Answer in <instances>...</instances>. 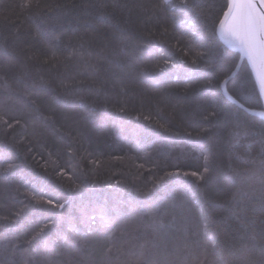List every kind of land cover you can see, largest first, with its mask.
Wrapping results in <instances>:
<instances>
[{
    "label": "trees",
    "instance_id": "16d2710c",
    "mask_svg": "<svg viewBox=\"0 0 264 264\" xmlns=\"http://www.w3.org/2000/svg\"><path fill=\"white\" fill-rule=\"evenodd\" d=\"M65 2L0 0V264H264L263 105L245 61L230 77L227 0L195 26Z\"/></svg>",
    "mask_w": 264,
    "mask_h": 264
},
{
    "label": "snow or ice",
    "instance_id": "6c2138e0",
    "mask_svg": "<svg viewBox=\"0 0 264 264\" xmlns=\"http://www.w3.org/2000/svg\"><path fill=\"white\" fill-rule=\"evenodd\" d=\"M32 2L33 0H25L24 6L31 7ZM36 4L39 6V0H36ZM109 6L113 11L127 9L128 12H131L134 8L144 9L143 4L138 3L137 0H127V3H121V0H110V4L104 0H82L79 4L75 3L74 0H66L65 3L56 4L55 8L63 9L64 14L67 15L73 9H81L86 13L89 8L104 9ZM151 8L161 11L171 10L174 17L187 16V22L191 26L199 23L204 16V12L196 0H159V3L153 4ZM224 8L226 10L223 11L217 29L219 35L229 47L237 49L242 56L247 57L249 63L257 71L261 88L264 89V0H228ZM202 55L203 53H197V59H193L192 63H197ZM120 111H123V108ZM207 159L206 156L205 160L207 161ZM208 170L207 167L204 169L205 172ZM192 175H196V173H192ZM250 179H252L251 175L243 177L241 183ZM58 207L63 208L64 205L60 204Z\"/></svg>",
    "mask_w": 264,
    "mask_h": 264
},
{
    "label": "water",
    "instance_id": "95a60500",
    "mask_svg": "<svg viewBox=\"0 0 264 264\" xmlns=\"http://www.w3.org/2000/svg\"><path fill=\"white\" fill-rule=\"evenodd\" d=\"M227 2H228V0H227ZM258 6H259V5H258ZM225 10H226V9H225ZM222 16H223V14H222ZM222 16H221V18H222ZM221 18H220V19H221ZM218 25H219V22L217 23V26H216V35H217L218 40L221 42V44H222L226 49H228V50H230V51H232V52L237 53L238 56H239V58H238V62H237V64H236L234 70H233L232 73L230 74V77L233 76V75L237 72V70L239 69L240 64H241L243 61H245V62L247 63V65H248L250 71H251L252 76H253V79H254V82H255L256 88H257V90H258V93H259L260 98H261V101H262L263 110H264V89L261 88V82H260V79H259V77H258V73H257V71L252 67L251 63H249L247 57L242 56V54H241L237 49L232 48V47H229V45L226 44V43L224 42L223 39H221V37H220V35H219V32H218V30H217V29H218ZM226 81H227V79H225V80L222 81V83H221V90H222L223 94L227 96L226 91H225V83H226ZM244 110L247 111V112H249V113H251V114L257 115V116L261 117L262 119H264V115H263L262 112H261V113H260V112H254V111H250V110L245 109V108H244Z\"/></svg>",
    "mask_w": 264,
    "mask_h": 264
},
{
    "label": "rangeland",
    "instance_id": "374dc122",
    "mask_svg": "<svg viewBox=\"0 0 264 264\" xmlns=\"http://www.w3.org/2000/svg\"><path fill=\"white\" fill-rule=\"evenodd\" d=\"M261 113V112H260ZM264 114V111L262 112Z\"/></svg>",
    "mask_w": 264,
    "mask_h": 264
},
{
    "label": "bare ground",
    "instance_id": "6f19581e",
    "mask_svg": "<svg viewBox=\"0 0 264 264\" xmlns=\"http://www.w3.org/2000/svg\"><path fill=\"white\" fill-rule=\"evenodd\" d=\"M264 111V110H263ZM264 115V114H263Z\"/></svg>",
    "mask_w": 264,
    "mask_h": 264
}]
</instances>
